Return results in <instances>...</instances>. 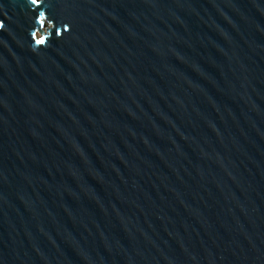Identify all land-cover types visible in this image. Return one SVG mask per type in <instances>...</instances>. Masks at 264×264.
I'll list each match as a JSON object with an SVG mask.
<instances>
[{"label": "water", "instance_id": "water-1", "mask_svg": "<svg viewBox=\"0 0 264 264\" xmlns=\"http://www.w3.org/2000/svg\"><path fill=\"white\" fill-rule=\"evenodd\" d=\"M0 264H264V0H0Z\"/></svg>", "mask_w": 264, "mask_h": 264}, {"label": "snow or ice", "instance_id": "snow-or-ice-1", "mask_svg": "<svg viewBox=\"0 0 264 264\" xmlns=\"http://www.w3.org/2000/svg\"><path fill=\"white\" fill-rule=\"evenodd\" d=\"M32 3L36 4V3H38V0H32Z\"/></svg>", "mask_w": 264, "mask_h": 264}]
</instances>
